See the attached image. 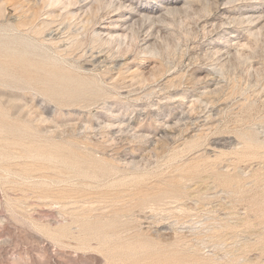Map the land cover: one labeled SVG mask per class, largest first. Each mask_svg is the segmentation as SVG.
<instances>
[{"label":"rangeland","instance_id":"obj_1","mask_svg":"<svg viewBox=\"0 0 264 264\" xmlns=\"http://www.w3.org/2000/svg\"><path fill=\"white\" fill-rule=\"evenodd\" d=\"M0 264H264V0H0Z\"/></svg>","mask_w":264,"mask_h":264}]
</instances>
